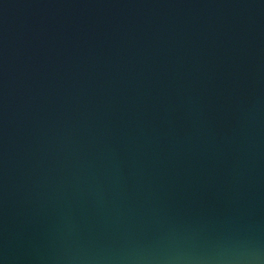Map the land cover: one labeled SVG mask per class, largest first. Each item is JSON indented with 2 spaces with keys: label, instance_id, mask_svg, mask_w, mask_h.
<instances>
[{
  "label": "water",
  "instance_id": "95a60500",
  "mask_svg": "<svg viewBox=\"0 0 264 264\" xmlns=\"http://www.w3.org/2000/svg\"><path fill=\"white\" fill-rule=\"evenodd\" d=\"M0 264H264V0H0Z\"/></svg>",
  "mask_w": 264,
  "mask_h": 264
}]
</instances>
